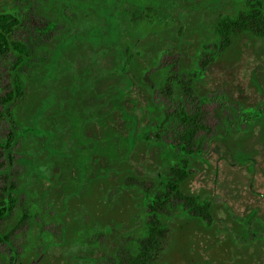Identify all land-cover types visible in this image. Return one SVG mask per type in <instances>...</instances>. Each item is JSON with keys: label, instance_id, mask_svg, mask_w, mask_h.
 <instances>
[{"label": "trees", "instance_id": "16d2710c", "mask_svg": "<svg viewBox=\"0 0 264 264\" xmlns=\"http://www.w3.org/2000/svg\"><path fill=\"white\" fill-rule=\"evenodd\" d=\"M180 1L187 7H198L208 0ZM235 2L237 12L218 16L215 22L220 54L201 64L196 59L199 74L214 61L235 63L244 39L264 40V0ZM110 3L102 0L97 10L107 27L104 31L96 28L89 36L75 30L78 24L75 18L68 19V5L59 7V18L49 21V26L61 27L48 40L46 37V42L37 44L13 39V32L24 21L22 10L15 0L0 4V55H15L9 89L0 95V119L10 125L2 147L8 156L18 147L17 161L23 169L19 183L10 184L0 195V242L10 244L17 227L13 224L20 227L32 220L38 207H45L62 225V243H77L84 245L83 249L96 246L110 264H264V246L237 243L236 236L248 232L244 221H237L226 210L230 226L222 237L219 211L225 207L207 198L204 190L199 193L192 189L198 165L196 137L200 130L208 129L203 115L184 110L179 113L183 131L179 151L146 137L151 123L162 119L144 79L151 64L129 55L121 42L120 24L114 26L116 17L108 8ZM46 5L42 3L39 10ZM147 9L146 4L136 1L132 15ZM85 43L110 51L120 82L99 87L100 79L89 84L88 69L74 71L76 51ZM131 84L147 97V112L140 113L142 101L124 91ZM251 85L259 93L264 91V71L252 76ZM189 86L195 94L202 93L204 87L201 80ZM241 99L245 112L256 115L248 122L245 138L235 140L227 135L223 142L232 161L251 170L252 152L244 145L256 126L264 138V114ZM144 180L149 181L145 190L133 183ZM46 181L51 184L44 186ZM112 189L121 196L114 203L108 198ZM21 193L23 207L14 223L13 195ZM172 203L179 205V210L170 212ZM136 211L147 213V220L137 221ZM84 214L91 216L96 231L104 235V245L89 246L94 229L93 224L83 221ZM118 226L125 230L143 227L145 234L136 246L126 250L118 245ZM51 239L49 234H42L45 242ZM34 244L31 242V248ZM13 255L20 260L18 254Z\"/></svg>", "mask_w": 264, "mask_h": 264}, {"label": "rangeland", "instance_id": "374dc122", "mask_svg": "<svg viewBox=\"0 0 264 264\" xmlns=\"http://www.w3.org/2000/svg\"><path fill=\"white\" fill-rule=\"evenodd\" d=\"M136 1L146 4L148 9L134 17L132 10ZM5 2L10 0H0L1 5ZM15 2L24 16L23 23L12 35L16 41L29 39L35 44L42 42L40 40L46 42L61 27L58 25L57 28H52L49 21H56L59 18V7L66 5L68 19L75 18L78 24L75 30L79 34L89 36L94 29L104 31L107 27L105 20L99 16L100 11H97L102 0ZM42 3L47 5L40 11ZM108 8L116 17L114 26L120 24L121 42L130 52L129 55L151 64L144 79L150 86L148 88L151 101L161 109L162 119L151 123L150 129L145 132L146 137L152 141L159 140L174 151H179L183 132L179 113L182 110L188 114L200 112L208 129L200 130L196 137L198 165L192 189L199 193L204 190L207 198L225 207L219 211L222 237L225 229L230 226L226 219L228 210L234 219L244 221L249 227L246 235L236 236L237 243L240 246L250 243L264 246V138H261L260 126L255 127L252 136L244 145L246 150L252 152L251 170L232 161L230 150L223 142L227 135L233 136L235 140L245 138L248 122L256 115L245 112L241 98L248 101L251 107L256 106L257 112L264 114V91L259 93L251 85L252 76L264 71V40L260 37L244 39L241 42V55L235 63L214 61L201 69L199 74L200 69L195 65L196 59L201 64L217 59L220 54V40L216 32L214 33L215 22L218 16L237 12L238 5L235 0H208L205 5L198 7H187L180 0H111ZM81 45L73 60L74 71L88 69L89 84L100 79L101 83H97L99 87L107 88L114 82H120L116 72L117 63L108 49L93 43ZM14 60V54L0 55V95L9 89ZM196 80H201L204 86L202 93L195 94L190 90V82ZM125 88L126 93L131 92L142 101L139 112H147V97L142 96L137 86L131 84ZM9 132L10 125L7 120L0 119V195L10 184L19 183V173L23 171L17 161L18 147L9 156L2 147ZM31 180L35 181L34 178ZM133 183L138 189L145 190L149 181ZM50 184L46 181L44 186ZM118 193L112 189L109 200L114 203L116 199H120ZM13 196L16 197L12 215L15 223L18 221L17 213L23 207V194ZM177 210L179 205L172 203L170 212ZM135 217L143 223L144 219L147 220V213L137 214L136 211ZM82 219L93 224V238L89 246L94 243L104 245L105 237L96 231V224L91 216L84 214ZM13 225L17 227L10 237L11 243L0 242V264H110L103 256L102 249L96 246L83 249L84 245L62 243V225L53 216V212L47 211L45 207H38L32 220H26L20 227ZM116 231L121 232L118 245L126 250L136 246L145 234L143 227L125 230L118 226ZM43 233L49 234L51 241L42 240ZM31 242L35 243V249L31 248ZM26 244L29 248L25 247ZM110 250L114 251V245ZM14 252L19 255L20 260H15Z\"/></svg>", "mask_w": 264, "mask_h": 264}]
</instances>
